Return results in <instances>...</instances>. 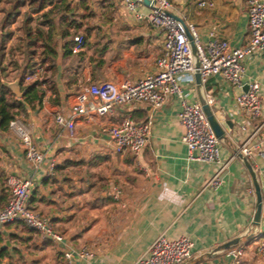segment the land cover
<instances>
[{
  "label": "crops",
  "instance_id": "0c3cea01",
  "mask_svg": "<svg viewBox=\"0 0 264 264\" xmlns=\"http://www.w3.org/2000/svg\"><path fill=\"white\" fill-rule=\"evenodd\" d=\"M170 1L197 26L202 42L210 40L211 31L232 46H242L250 38L247 0H212L213 5L205 7L200 0ZM66 3L70 7L61 15L67 22L79 21L88 46L81 55H65L67 42L58 36L56 64L45 63L46 71L36 76L48 80L42 102L28 106L21 116L34 143L46 152L39 166L28 160L14 132L0 133V209L9 198L10 175L33 179L28 205L49 217L54 229L74 247H88L92 252L72 264H133L161 234L169 239L187 235L193 240L192 254L182 264H235L228 254L235 246L244 247L240 264H264L255 245V239L264 238V214L260 225H254L255 186L238 156L243 144L252 147L248 157L264 179V111L251 119L236 101L237 94L256 80L264 103V50L246 61L241 86L218 75L201 88L196 74L194 83L182 82L184 91L194 85L192 100L200 101L209 92L214 95L211 107L225 132L219 161L191 160L182 139L185 127L178 95L170 96L160 108L132 102L117 105L107 116H81L73 130L56 121L59 113L70 116L82 86L136 80L155 71L163 47L160 30L148 18L151 7L144 3L136 10L116 0ZM36 14L40 17L41 12ZM9 74L5 81L19 78L16 69ZM128 116L151 122L148 144L138 155L115 152L112 139L102 132L103 124L120 123ZM52 161L55 170L50 176ZM216 173L222 182L214 188L208 182ZM115 185L123 192L120 201L110 195ZM0 233L4 240L0 251L8 248L0 264H66L60 245L23 221L0 223ZM236 238H240L238 244L217 250Z\"/></svg>",
  "mask_w": 264,
  "mask_h": 264
},
{
  "label": "built area",
  "instance_id": "2783aa9c",
  "mask_svg": "<svg viewBox=\"0 0 264 264\" xmlns=\"http://www.w3.org/2000/svg\"><path fill=\"white\" fill-rule=\"evenodd\" d=\"M123 2L129 10H136L143 0H116ZM154 6L148 14L149 21L160 30L163 37L162 52L156 59L155 71L136 80L125 79L122 82L106 81L90 83L79 90L69 117L62 113L56 115V121L69 130H73L78 117L97 114L107 116L112 114L117 105L132 102L146 103L151 108L162 107L172 95H178L182 100L180 119L185 127L183 141L189 148V158L201 162L211 163L219 161L220 139L214 132L211 123L200 101L192 100L194 85L189 91H184L182 82H195L197 71L201 73L203 83L211 76H221L233 85L241 86L245 76V63L254 54L264 50V0H247L249 40L242 46H232L226 39L210 32V40L202 42L197 26L189 21L187 16L179 14L170 0H152ZM200 6H212V0H200ZM193 38L195 49L192 47ZM73 52L79 53L85 48L84 35L76 34L73 38ZM198 61V65H197ZM44 66L36 67V78L42 75ZM39 78V77H38ZM43 77L39 78L42 79ZM212 106L215 97L212 93L205 95ZM239 107L251 119H258L264 111L261 98V84L254 80L249 88L236 96ZM151 122L137 121L128 116L120 123L103 124L102 132L109 136L117 153L130 152L140 154L149 141ZM9 130L19 137L29 161L39 166L46 152L33 141L31 131L21 115H17L11 122ZM241 152L250 156L253 148L243 144ZM55 162L50 163V176L54 175ZM222 182L219 173L209 180L208 185L218 187ZM9 198L0 209V223L8 224L23 221L28 227L39 231L46 239H51L60 245V251L66 264H72L75 258L85 259L92 255L88 247L78 249L74 247L66 236L55 230L49 217L34 211L29 205L30 190L34 186L31 178L10 175L7 178ZM115 200H122L123 192L119 186H113L110 194ZM264 214V200H263ZM258 254L264 257V238L255 239ZM193 240L182 235L176 239H169L165 234L159 235L149 246L145 254L133 264H182L192 254ZM244 253L243 246H235L228 250L235 264H240Z\"/></svg>",
  "mask_w": 264,
  "mask_h": 264
},
{
  "label": "trees",
  "instance_id": "16d2710c",
  "mask_svg": "<svg viewBox=\"0 0 264 264\" xmlns=\"http://www.w3.org/2000/svg\"><path fill=\"white\" fill-rule=\"evenodd\" d=\"M21 0H16L10 8L4 10V14L0 23V133L9 130L10 122L17 115H24L28 111V106H33L36 102L41 103L44 96L43 85L48 83V80L43 77L36 79L31 84H25V80L29 76H35L36 67L44 66L48 63L52 66L56 64L59 54L58 36L66 40L65 55L82 54L73 52L74 36L79 31V21L74 18L67 22L66 16L61 15V12L67 11L70 7L66 0H32L33 4H37L32 12H41L37 26L33 27V14H25L23 19L22 29L24 30V59L23 63H19V59H8V55H12V51L8 53V42L13 36V30L10 25L13 19L19 14ZM70 11H73L71 9ZM57 18L59 21H57ZM72 28V30H71ZM76 32L73 36V33ZM86 44L88 46L87 36L84 34ZM68 38L72 40L68 41ZM40 43L42 47L41 58L37 61L36 45ZM84 48V49H85ZM13 56V55H12ZM9 60V61H8ZM9 64H12L13 69L17 70V76L20 78V85L24 91L22 98H18L6 86L5 79L9 75ZM3 236L0 233V245L3 243ZM8 248L0 251V258H3L7 253Z\"/></svg>",
  "mask_w": 264,
  "mask_h": 264
},
{
  "label": "water",
  "instance_id": "95a60500",
  "mask_svg": "<svg viewBox=\"0 0 264 264\" xmlns=\"http://www.w3.org/2000/svg\"><path fill=\"white\" fill-rule=\"evenodd\" d=\"M143 3L146 4L147 6H150V7L154 6V3L152 0H143ZM188 36L191 39L193 49H195V44H194L193 38L189 32H188ZM197 65H198V61H197ZM196 81H197L199 88H201L203 81H202L201 73L199 71L196 72ZM5 84H6V86H8L11 89V91L15 94V96H17L18 98L23 97L24 91L22 90L21 85H20V78H17L14 81H5ZM200 102L204 108V111H205V113H206V115H207V117L211 123V126H212L214 132L216 133L217 137L219 139L224 138L225 132H224L223 128L221 127V125L219 124L211 105L207 102L204 95H201ZM228 124L230 126H232L230 122H228ZM238 156L242 159L247 170L249 171V174H250L252 181H253V184L255 186V191H256L257 197H256V210H255L253 223H254V225L259 226L261 223L262 214H263L264 179L262 176H260L258 174V172L255 169L254 164L252 163V161L250 160V158L247 155H245L243 152L239 151ZM239 242H240V238L230 240V241L226 242L225 244H223L222 246H220L219 248H217V250L229 249L230 247L238 244Z\"/></svg>",
  "mask_w": 264,
  "mask_h": 264
},
{
  "label": "rangeland",
  "instance_id": "374dc122",
  "mask_svg": "<svg viewBox=\"0 0 264 264\" xmlns=\"http://www.w3.org/2000/svg\"><path fill=\"white\" fill-rule=\"evenodd\" d=\"M16 0H0V23H1V18L4 14V10L7 8H10L12 3H14ZM20 1V0H19ZM39 2V0H36ZM20 7H19V14L17 15L16 18L13 19V23L10 25V28L13 30V36L12 38L9 40L8 42V53L9 51L13 52L12 55H8V59L13 58L15 60L18 59H22L24 58V30L22 29L23 26V19H24V15L27 14H33V27L37 26L38 20H39V15L36 14L35 12H32L34 9V7L37 4H33L32 0H21L20 2ZM76 32L73 33V36ZM76 34H82L84 35L85 33H83L82 31L77 32ZM36 51V59L37 61H39V59L41 58V51H42V47L40 46V43H38L36 45L35 48ZM9 61V60H8ZM12 64H9V73L12 71ZM10 75V74H9ZM11 75H15L11 74ZM10 75V77H11Z\"/></svg>",
  "mask_w": 264,
  "mask_h": 264
}]
</instances>
